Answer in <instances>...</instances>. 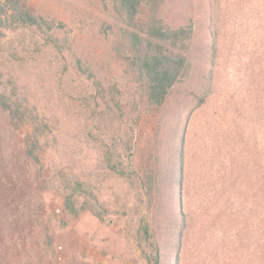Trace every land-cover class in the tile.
Masks as SVG:
<instances>
[{
    "label": "rangeland",
    "instance_id": "1",
    "mask_svg": "<svg viewBox=\"0 0 264 264\" xmlns=\"http://www.w3.org/2000/svg\"><path fill=\"white\" fill-rule=\"evenodd\" d=\"M26 1L53 22L46 36L61 39L70 70H64L62 55L36 61L21 51L15 63H0V91L21 93L30 108L58 125L53 134L65 131L69 139L49 143L56 150L39 174L22 147L34 126L11 128L0 110V264H148L137 241L143 216L152 221L161 264H176L181 210L188 225L180 264H264V0H220L218 56L202 104L209 0L158 1L167 24L188 26L193 18L195 34L190 50L186 39L164 42L189 54L193 65L162 106L145 102L144 85L129 63V32L144 28L150 0L142 1L133 20L117 11L114 0ZM78 59L85 70L78 71L89 78L90 102L96 100L94 80L104 109L108 104L116 110L112 122L136 142L134 184L106 169L82 132L93 124L91 109L84 116L62 92L80 83L70 65L79 66ZM57 70H63L61 78ZM182 140L180 193L176 165ZM66 145L77 155L69 153L64 166L58 146ZM59 171L81 174L102 204L103 219L89 210L73 215L64 209Z\"/></svg>",
    "mask_w": 264,
    "mask_h": 264
},
{
    "label": "trees",
    "instance_id": "2",
    "mask_svg": "<svg viewBox=\"0 0 264 264\" xmlns=\"http://www.w3.org/2000/svg\"><path fill=\"white\" fill-rule=\"evenodd\" d=\"M142 1L114 0V5L124 18L133 20L139 12ZM150 1L152 3L151 17L146 20L142 31L132 30L129 32L132 51L129 63L132 68L134 67L142 85H144L143 97L145 102L150 106H162L172 88L180 81L182 74L186 73L193 65L189 54L176 52L174 49L166 47L164 42L169 39L172 43L179 39L181 41L186 39L189 41L187 49L190 50V42H192L193 35H195L193 34L194 19L191 18L192 22L188 26L167 24L159 12V0ZM208 6V34L206 44H202L203 54L207 62L202 76L205 82L201 85V92L198 93L200 104L206 101L207 90L211 85L213 65H216L218 56L220 26L222 25L220 0H209ZM53 28V22L45 15L33 11L26 0H0V63L3 66L15 63L18 61L21 51H26L28 58L36 61L40 58L46 59L54 54L55 57L60 58V55H62V58L64 57L61 64L65 70L69 65V62L65 61V55L69 54L65 52L61 39L57 38L56 35V37L46 36L53 33L51 31ZM9 60L12 62L9 63ZM44 63L53 66V62L45 61ZM77 64L79 66L76 68L74 64L70 65L74 66L72 71L80 80V83L64 88L62 92L66 99L79 107L84 116L86 115V109H91L93 124L88 126L86 124L82 132L96 145L99 159L102 160L106 169L134 184V180L139 178L134 164L136 142L125 128H121L120 123L112 122L111 117L118 118L115 116L116 110L115 108L111 109L112 106L108 104L106 106L108 110L104 109L103 102L95 95L99 90V86L94 80H92L90 86L92 91L95 90L91 94L94 93L96 100L93 103L90 102L87 96L89 91L86 88L89 78L78 71V69L84 70L81 59H78ZM66 70L69 71L70 68ZM57 74L61 78L63 70H57ZM0 110L5 114L11 128H20L22 124L26 123H31L34 126L23 139V153L25 158L38 168L39 174L43 173L48 166L47 157H52L56 150L53 148L54 144L49 145V143L55 139L57 144L62 145L68 142L69 135L65 131L53 134L54 129L59 130L58 125L56 123L49 124V120L45 119L42 113H36L30 108L28 102L17 91L13 93L8 88L0 91ZM41 116L44 122L40 119ZM69 148L70 145H66L65 149L58 146L59 158L64 166H67L72 159L69 153L72 157L77 155ZM177 155L176 169L179 178V189L182 193L184 179L183 140L178 144ZM50 161H53L54 166L58 165L55 157L51 158ZM56 182L66 211L73 215H79L89 210L100 219H103V213L100 211L102 204L96 194L86 186L87 183L81 177V174H68L59 171ZM180 193L178 192V197L182 203L183 196ZM91 202L93 203L90 204ZM179 216L176 264H180L182 237L188 225L187 214L181 210ZM137 233L138 245L141 251L144 252L148 264H161V248L152 221L143 216L139 221Z\"/></svg>",
    "mask_w": 264,
    "mask_h": 264
}]
</instances>
